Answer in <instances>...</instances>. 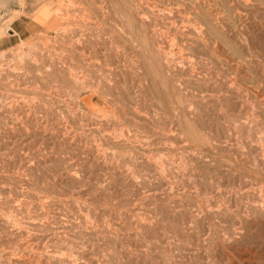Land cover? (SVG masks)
<instances>
[{"label":"rangeland","instance_id":"374dc122","mask_svg":"<svg viewBox=\"0 0 264 264\" xmlns=\"http://www.w3.org/2000/svg\"><path fill=\"white\" fill-rule=\"evenodd\" d=\"M124 1L0 0V264H264V0Z\"/></svg>","mask_w":264,"mask_h":264},{"label":"bare ground","instance_id":"6f19581e","mask_svg":"<svg viewBox=\"0 0 264 264\" xmlns=\"http://www.w3.org/2000/svg\"><path fill=\"white\" fill-rule=\"evenodd\" d=\"M152 1V0H151ZM164 1V0H163ZM125 1L124 0H120V3H124ZM69 3H71V1L69 2ZM154 3V2H153ZM79 5V4H78ZM124 6V5H123ZM80 8V7H79ZM123 8H125V7H123ZM194 8V7H193ZM196 8V7H195ZM166 10V9H165ZM103 11V10H102ZM122 12V11H121ZM129 13V12H128ZM176 13V12H175ZM83 15H85V13H82ZM92 15V14H91ZM82 16V15H81ZM63 17V16H62ZM89 17V16H88ZM92 17H94V15L92 16ZM125 11H124V20H125ZM91 18V17H90ZM157 18V17H156ZM69 19V18H68ZM79 19H81V18H79ZM85 19V18H84ZM96 19V18H95ZM123 19V18H122ZM128 19V18H127ZM223 19V18H222ZM123 20V21H124ZM98 21V20H97ZM96 21V22H97ZM236 21V20H235ZM130 22V21H129ZM146 22V21H145ZM93 23V22H92ZM95 23V22H94ZM125 23H127V21L125 22ZM155 23V22H154ZM96 24V23H95ZM122 24V23H121ZM176 24V23H175ZM98 25V24H97ZM189 25V24H188ZM218 26V25H217ZM100 27H101V25H100ZM103 27V26H102ZM128 27H129V25H128ZM174 27V26H173ZM196 27V26H195ZM207 27V26H206ZM210 27V26H209ZM122 28V27H121ZM132 28V27H131ZM128 28L126 27V30H127ZM129 29H130V27H129ZM208 29V28H207ZM125 29H123L122 28V31H124ZM133 30V29H132ZM209 30L210 31H213V30H211L210 28H209ZM10 33H12V34H14V35H16L15 34V32L14 31H12V30H8ZM208 31V30H207ZM207 31H206V33H207ZM180 32V31H179ZM124 33V32H123ZM131 33L133 34V32L131 31ZM114 34V33H113ZM128 34V33H127ZM174 34V33H173ZM210 34H211V32H210ZM209 35V34H208ZM212 35H213V33H212ZM125 36H126V34H125ZM155 36V35H154ZM127 37V36H126ZM129 38H130V35H129ZM81 39V38H80ZM75 40H77V39H75ZM79 40V39H78ZM112 40V37L110 36V38H109V41H111ZM80 43V42H79ZM70 46L69 47H71V44H69ZM80 45V44H79ZM65 46V45H64ZM210 46V45H209ZM222 46V45H221ZM82 47V46H81ZM97 47V46H96ZM220 47V46H219ZM80 48V47H79ZM98 49H99V47H97ZM72 49H73V47H72ZM80 50V49H79ZM162 51V50H161ZM81 52V51H80ZM83 52V51H82ZM118 52V51H117ZM129 52V51H128ZM79 53V52H78ZM103 53H105V52H103ZM164 53V52H163ZM167 53V52H166ZM89 53H87V55H88ZM83 55V54H82ZM77 56V55H76ZM86 57H88V56H85V58ZM150 57H152V56H150ZM162 57V56H161ZM248 57V56H247ZM156 62V61H155ZM94 63V62H93ZM157 63V62H156ZM229 64V63H228ZM94 66V65H93ZM106 69V68H105ZM138 69V68H137ZM104 70V69H103ZM164 70V69H163ZM129 78V77H128ZM233 86V85H232ZM229 87V86H228ZM211 88V87H210ZM129 99V98H128ZM11 102V101H10ZM130 103V102H129ZM174 105V104H173ZM183 106V105H182ZM170 107H172V106H170ZM173 109V108H172ZM154 110V109H153ZM175 110V109H174ZM96 113V112H95ZM125 113V112H124ZM167 115V114H166ZM167 116H169V115H167ZM137 117V116H136ZM121 122V121H120ZM175 131V130H174ZM106 134V133H105ZM165 135V134H164ZM168 137L169 135H165V137ZM173 142V141H172ZM120 143V142H119ZM141 151V150H140ZM152 193V192H151ZM152 198V197H151ZM38 215V214H37ZM39 218V217H38ZM139 218V217H138ZM19 221V220H18ZM108 226V225H107ZM237 226V225H236ZM236 228V227H235ZM245 231V230H244ZM6 233V232H5ZM59 235V234H58ZM102 237V236H101ZM21 240V239H20ZM48 242V241H47ZM32 243V242H31ZM31 245V244H30ZM34 245V244H33ZM51 254V253H50ZM95 260V259H94ZM43 263V262H42ZM188 263V262H187Z\"/></svg>","mask_w":264,"mask_h":264},{"label":"crops","instance_id":"0c3cea01","mask_svg":"<svg viewBox=\"0 0 264 264\" xmlns=\"http://www.w3.org/2000/svg\"><path fill=\"white\" fill-rule=\"evenodd\" d=\"M14 32H15V31H14ZM15 34H16V33H15ZM13 37H17V38L19 39V36H18L17 34H16V35L13 34Z\"/></svg>","mask_w":264,"mask_h":264}]
</instances>
